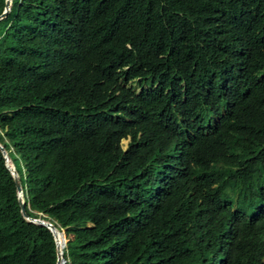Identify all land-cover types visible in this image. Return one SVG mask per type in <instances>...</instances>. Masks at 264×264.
<instances>
[{
    "label": "trees",
    "instance_id": "16d2710c",
    "mask_svg": "<svg viewBox=\"0 0 264 264\" xmlns=\"http://www.w3.org/2000/svg\"><path fill=\"white\" fill-rule=\"evenodd\" d=\"M0 144L63 264H264V0H10ZM18 193L0 264H56Z\"/></svg>",
    "mask_w": 264,
    "mask_h": 264
},
{
    "label": "water",
    "instance_id": "95a60500",
    "mask_svg": "<svg viewBox=\"0 0 264 264\" xmlns=\"http://www.w3.org/2000/svg\"><path fill=\"white\" fill-rule=\"evenodd\" d=\"M9 6H10V0H6L5 1V7L3 9V11L0 13V18L3 17L9 10ZM0 149L1 151L3 152V156L5 157V164L7 166V168H9L11 174L14 176V179L16 181V185H17V190H18V197H19V203H20V208H21V213L22 215L30 220V221H33V222H39V223H42L44 225H46L52 232L53 236H54V239H55V243H56V253H57V258H56V264H60V263H64L65 259L62 257L61 255V248L65 245V242L64 241V236L62 237V242L60 243L59 240L57 239V236H56V231L58 230L56 228V226L51 223L50 221H47V220H42L40 218L36 219V218H32V217H28L25 213V209H24V205H23V199H22V196H21V189H20V186H19V181H18V177H17V174L12 166V168L8 165L7 163V159H8V156L4 150V148L2 147V145L0 144Z\"/></svg>",
    "mask_w": 264,
    "mask_h": 264
},
{
    "label": "rangeland",
    "instance_id": "374dc122",
    "mask_svg": "<svg viewBox=\"0 0 264 264\" xmlns=\"http://www.w3.org/2000/svg\"><path fill=\"white\" fill-rule=\"evenodd\" d=\"M131 84L134 86L135 91H138L139 90V87L136 85L135 82H132ZM121 143H122L123 146H125L126 143H127V139H122L121 140ZM7 163L12 168V164H11V161L9 160V158L7 159ZM36 219H38V218H36ZM60 231L63 233V236L65 237V234H64L63 230L61 229ZM69 236L71 237L72 235L69 234ZM64 241H66V237L64 238Z\"/></svg>",
    "mask_w": 264,
    "mask_h": 264
},
{
    "label": "bare ground",
    "instance_id": "6f19581e",
    "mask_svg": "<svg viewBox=\"0 0 264 264\" xmlns=\"http://www.w3.org/2000/svg\"><path fill=\"white\" fill-rule=\"evenodd\" d=\"M56 236H57V239L59 240V242L61 243L62 242V237H63V233L59 230L56 231ZM60 264H63V263H60Z\"/></svg>",
    "mask_w": 264,
    "mask_h": 264
}]
</instances>
